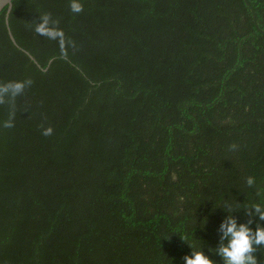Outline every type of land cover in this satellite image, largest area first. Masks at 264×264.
I'll use <instances>...</instances> for the list:
<instances>
[{
	"label": "trees",
	"instance_id": "16d2710c",
	"mask_svg": "<svg viewBox=\"0 0 264 264\" xmlns=\"http://www.w3.org/2000/svg\"><path fill=\"white\" fill-rule=\"evenodd\" d=\"M78 2L0 14V264L209 255L264 204V0Z\"/></svg>",
	"mask_w": 264,
	"mask_h": 264
},
{
	"label": "clouds",
	"instance_id": "9594fccd",
	"mask_svg": "<svg viewBox=\"0 0 264 264\" xmlns=\"http://www.w3.org/2000/svg\"><path fill=\"white\" fill-rule=\"evenodd\" d=\"M71 11L79 13L82 11V4L78 0H71ZM35 31L42 36L50 39L59 38L63 40V32L49 26V17L44 15L40 17L36 24ZM24 87L23 83L16 82L0 87V95L4 93L15 97ZM5 127H11V121L6 122ZM51 129H45L44 135H49ZM249 186L254 181L249 177L247 180ZM249 217L247 223L238 222L233 215H227L219 226V241L215 248H210L209 255L203 251H193L190 248V254L182 257L183 264H214L211 255L215 254L222 260V264H260L255 255L257 248L264 246V204L256 203L250 209L244 212ZM253 223L256 225L253 228Z\"/></svg>",
	"mask_w": 264,
	"mask_h": 264
},
{
	"label": "water",
	"instance_id": "95a60500",
	"mask_svg": "<svg viewBox=\"0 0 264 264\" xmlns=\"http://www.w3.org/2000/svg\"><path fill=\"white\" fill-rule=\"evenodd\" d=\"M13 1L14 0H0V14L5 10L7 9V17H6V22H7V25H8V14L10 13V10L12 8V5H13ZM10 37L12 39V41L15 43V40L12 36V34L10 33Z\"/></svg>",
	"mask_w": 264,
	"mask_h": 264
}]
</instances>
